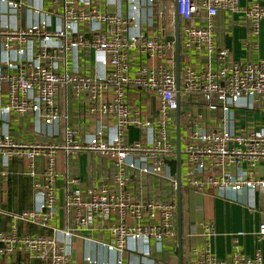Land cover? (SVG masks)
<instances>
[{
    "label": "built area",
    "instance_id": "2783aa9c",
    "mask_svg": "<svg viewBox=\"0 0 264 264\" xmlns=\"http://www.w3.org/2000/svg\"><path fill=\"white\" fill-rule=\"evenodd\" d=\"M142 2L151 5L154 0ZM8 6L16 10L19 5L8 2ZM62 7L64 30L49 32L45 21L36 22L26 29L0 27V47L11 50L15 44L24 43L31 37L44 43L51 38H65L60 49L50 54L41 50L37 60H55L57 56L65 58L73 50L94 49L103 54L100 65L107 72L104 80L68 73L66 70L57 72L51 64L29 69L24 61L14 63L6 59L0 64V96L3 84L7 85L5 101L0 104V119L12 114L33 112L44 124H54L67 119L66 114L60 113L56 107V96L60 90L70 88L76 94H88L92 101H97L107 89L112 90L111 101L95 109L100 115L115 119V140L108 143L97 138L89 144L76 143L73 132L65 129V143L60 148L67 153H99L112 160L116 167L113 180L115 190L105 185L81 190L78 180L68 179L66 183L69 189L63 206L71 225L66 231L56 230V234L69 238L94 223L107 222V229L113 237L107 249L118 253L116 264H134L127 260V239H176V203L174 198L167 202L136 199L128 190L130 178L126 172L135 171L141 175L160 172L176 189V180L170 178L166 165V161L175 156V150L168 142L167 124L179 109L182 97L199 98L204 111L221 112L222 120L226 123L233 111L250 106L246 103L250 100L261 102L264 109V58L252 63L230 60L229 52L217 47L214 30L216 15L224 12L230 17L241 16L251 27L252 34L259 35L260 24L264 22V5H241L238 0H175L176 15L185 22L183 47L194 54L203 55L206 61V67L200 71L185 67L178 88L173 68L168 65V61L173 59L171 43L150 39L144 33L129 37L127 29L130 21L118 13L103 14L95 9L87 14L77 13L71 0H62ZM200 13L204 14V25H192V20L198 19ZM76 22L89 25L90 29L93 24L98 28L92 30L89 38H85L80 31H76L74 38H66L70 26ZM130 50L156 57L157 64L141 65L133 74H129L127 61ZM212 60L218 63V68H211ZM128 89L148 92L156 100L160 118L156 122L151 146L142 144L140 140L124 142L125 133L131 127L142 133L155 127L153 122L141 121L132 115L123 100ZM199 118L189 113L185 115L186 133L180 139L181 155L184 156L181 183L200 193L264 189V179L254 176V168L264 160V128L258 130L254 126H245L237 129L229 122L232 124L230 127L201 130L196 128ZM58 150V146L22 142L6 132H0V156L4 167L14 159L27 161L31 165L28 175L35 177L34 162L39 158L46 159L41 179L33 185L39 197L38 206L35 210L16 215V219L41 227L50 224L56 202L57 174L53 164ZM110 218H114V221ZM203 228L209 238L213 236L209 225H203ZM258 234L264 236V213ZM18 250L28 254L31 259L49 264H76L55 237L18 236L15 227L0 232V258H9ZM185 264L264 262L259 254L246 258L238 252L228 259H218L207 245L201 250L192 249Z\"/></svg>",
    "mask_w": 264,
    "mask_h": 264
},
{
    "label": "crops",
    "instance_id": "0c3cea01",
    "mask_svg": "<svg viewBox=\"0 0 264 264\" xmlns=\"http://www.w3.org/2000/svg\"><path fill=\"white\" fill-rule=\"evenodd\" d=\"M77 13L87 14L95 9L103 14L118 13L130 21L127 29L129 37H136L144 33L150 39H157L162 43L173 45V59L168 61L175 73V46L169 41L174 38L176 9L175 0H154L146 5L142 0H71ZM241 5L258 3L264 5V0H238ZM8 2H15L19 6L15 9L8 6ZM62 0H0V27L10 29H26L32 24L45 21L49 32L64 30L62 19ZM162 10V12H161ZM164 14L163 27H160L159 16ZM179 19L180 28V59L179 73L185 67H192L200 71L206 67L203 55L194 54L183 47V28L185 22ZM192 25L203 26L204 14L200 13ZM73 23L66 38H74L76 31L83 32L89 38L96 25ZM216 45L229 52L230 60L238 63H252L264 58V22L260 24L259 35L251 32V27L245 20L234 15L230 17L224 12H218L214 24ZM65 38H51L45 43L38 38L31 37L24 43L15 44L11 50L0 47V64L4 60L14 63L24 61L29 69L41 65L51 64L57 72L67 71L81 76H89L104 80L106 69L100 65L103 54L94 49L73 50L65 58L57 56L55 60H37L41 50L52 53L60 49ZM65 59V64L63 63ZM156 57L137 54L128 51L129 74L141 65L155 66ZM211 68H218L215 60L211 61ZM7 85L3 84L0 104L5 101ZM113 92L107 89L102 92L97 101L89 99L88 94L74 93L70 88L62 89L56 96V107L60 113H65L67 119L46 125L35 113L12 114L0 119V132H6L14 139L32 144L58 146L55 152L54 168L57 174L55 182L56 202L55 211L48 227L23 222L16 219V215L35 210L39 197L35 194L33 185L40 181L41 174L46 167V159L39 158L33 164L35 177L28 175L30 163L14 159L7 167L3 166L0 156V232H7L15 227L18 236L55 237L66 248L70 260L76 264H116L118 253L107 249L113 242L106 224H93L81 230L76 236L62 238L57 231L70 228V220L64 210V199L69 189L67 180H78L79 189L88 187L107 186L115 190L114 175L116 167L112 160L94 152L67 153L60 147L65 143V129L73 132L76 143L89 144L101 138L112 143L115 140L117 128L113 116H102L98 112L101 104L111 101ZM124 103L133 116L141 121L153 122V128L141 132L137 128H129L124 136V142L139 141L151 146L156 133V122L159 120L155 98L148 92L128 89L124 95ZM247 108L233 111L227 123L222 120L221 112H206L203 110L199 98L185 96L181 98L179 107L180 139L186 133L185 115L199 116L197 127L205 130L211 128L230 127L232 122L237 129L248 126L258 130L264 128L263 104L257 100L246 102ZM96 108V109H95ZM167 124L168 142L176 152V112L172 114ZM236 129V128H235ZM145 135V138H144ZM182 147V144H180ZM184 156L181 155V162ZM167 162H169L167 164ZM170 178L176 180V157L166 161ZM5 171V173H3ZM130 178L128 190L136 199L157 200L162 202L175 199L176 189L160 172L154 175H141L127 171ZM255 178L264 179V160L254 168ZM182 196V264L191 255V250H201L209 245L212 253L218 259H228L238 252L246 258L259 254L264 262V236H260L259 226L263 222L264 189L241 192L220 191L214 193H200L181 187ZM114 221V218H110ZM97 221V220H96ZM110 224V222H109ZM203 225H209L213 236L208 237ZM177 227V220H176ZM128 261L144 264H178L177 237L175 240H155L152 238L134 237L126 240ZM0 264H49L31 259L28 254L16 251L9 258H0Z\"/></svg>",
    "mask_w": 264,
    "mask_h": 264
},
{
    "label": "water",
    "instance_id": "95a60500",
    "mask_svg": "<svg viewBox=\"0 0 264 264\" xmlns=\"http://www.w3.org/2000/svg\"><path fill=\"white\" fill-rule=\"evenodd\" d=\"M162 12V10H161ZM164 14L161 13L159 16L160 27H163ZM175 34L174 38H170L169 41L174 42L175 46V79L177 88L179 86L180 73H179V59H180V28L179 19H175ZM179 109L176 110V220H177V251H178V264H182V196H181V148H180V134H179Z\"/></svg>",
    "mask_w": 264,
    "mask_h": 264
},
{
    "label": "trees",
    "instance_id": "16d2710c",
    "mask_svg": "<svg viewBox=\"0 0 264 264\" xmlns=\"http://www.w3.org/2000/svg\"><path fill=\"white\" fill-rule=\"evenodd\" d=\"M169 162H167V164H168Z\"/></svg>",
    "mask_w": 264,
    "mask_h": 264
},
{
    "label": "rangeland",
    "instance_id": "374dc122",
    "mask_svg": "<svg viewBox=\"0 0 264 264\" xmlns=\"http://www.w3.org/2000/svg\"><path fill=\"white\" fill-rule=\"evenodd\" d=\"M182 144V143H181Z\"/></svg>",
    "mask_w": 264,
    "mask_h": 264
}]
</instances>
